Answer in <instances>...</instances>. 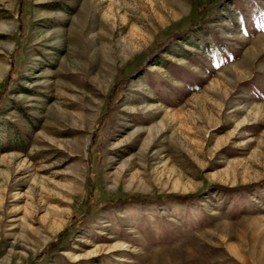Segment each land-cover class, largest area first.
Segmentation results:
<instances>
[{
	"label": "rangeland",
	"instance_id": "374dc122",
	"mask_svg": "<svg viewBox=\"0 0 264 264\" xmlns=\"http://www.w3.org/2000/svg\"><path fill=\"white\" fill-rule=\"evenodd\" d=\"M0 264H264V0H0Z\"/></svg>",
	"mask_w": 264,
	"mask_h": 264
}]
</instances>
